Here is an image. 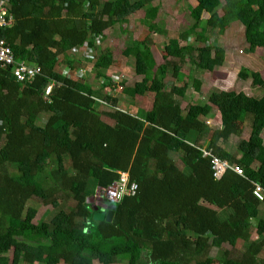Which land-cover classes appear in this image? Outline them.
Segmentation results:
<instances>
[{
	"label": "trees",
	"instance_id": "16d2710c",
	"mask_svg": "<svg viewBox=\"0 0 264 264\" xmlns=\"http://www.w3.org/2000/svg\"><path fill=\"white\" fill-rule=\"evenodd\" d=\"M50 1L52 6L9 0L14 24L0 30L16 61L40 67L30 82L17 81L12 67H0V238L12 249L10 258L7 248L0 249V264H94L104 258L125 264H264V195L259 200L252 193L258 184L264 194L262 72L238 71L262 92L259 97L214 90L206 101L182 107L186 61L211 72L225 62L226 48L209 42L177 47L178 40L166 36L164 50L178 57L166 60L152 40H134L130 57L142 78L123 93L127 100L146 92L154 98L148 111L120 112L104 92L114 85L106 74L108 50L92 66L95 79L104 80L96 90L102 102L92 86L72 78L79 60L68 74L57 67L73 47L93 48L95 37L103 39L106 29L124 25L155 0ZM196 1L195 39L222 35L239 22L244 50H264V0ZM223 7L228 17L218 14ZM214 108L218 128L208 123ZM102 115L112 124L102 122ZM238 121L247 124L249 136L231 151ZM202 147L231 166L220 179L213 178L211 156H203ZM119 173L137 184L135 194L109 206L111 223L92 222L87 201ZM36 202L55 212L33 222Z\"/></svg>",
	"mask_w": 264,
	"mask_h": 264
},
{
	"label": "rangeland",
	"instance_id": "374dc122",
	"mask_svg": "<svg viewBox=\"0 0 264 264\" xmlns=\"http://www.w3.org/2000/svg\"><path fill=\"white\" fill-rule=\"evenodd\" d=\"M44 1L47 2L48 6L53 5V2L50 0ZM197 6L198 2L196 0H190L188 2L182 0H155L148 7L140 9L139 11L128 16L127 23L124 25H115L106 29L103 32V39H101L99 42L94 41L93 48L90 49L87 47V45H83L89 50V53L87 54L91 57L89 62L81 60V57H79L78 54H72V52L69 51L68 55L70 58L68 61L61 59L60 62L62 64L58 66L57 69L62 71V73H67V70L69 67H71V64L75 65V61L79 60V65L77 66L76 71L81 69L84 76L82 78H76L74 74L72 78L92 86L94 89L95 100L102 102L103 98L96 92V90L101 85H103L104 80L95 79L94 74L92 73V66L94 61H96L100 54L104 53L105 50H108L112 55L111 65L106 71L107 76H113L114 82L116 84L123 83L126 87H128L133 85L134 82L140 81L142 78L135 75L133 61L130 57L131 43L134 40L144 41L145 39H150L152 40L154 47L157 48L164 59L176 60L178 58L177 55H168L167 50H164L163 43L165 38L166 36H168V38H176L178 40L177 47H181L185 44L182 42L184 40L182 35H187L190 37L187 39L188 43L190 44H193L194 42H197V45H203L207 42L211 44L217 43L224 46L227 52L223 65L216 67L211 72L196 69L193 65L186 61L184 67L182 68L183 72L188 78L185 95L183 98H181V103L183 106L191 102L198 103L206 101L208 95L214 90H227L232 88L235 91H242L248 96L259 97V95H262V92L251 86L250 78L247 80L240 79L238 77V71L241 67H245L250 71L260 70L264 76V50L256 48L252 53H247L244 50L246 49L247 45L244 43L243 37L241 35L243 29L239 22L232 23L228 30L222 35H219L218 32H211L208 34V37H197L195 39L193 37V33L197 30L198 21L193 18L191 11ZM41 9V7L34 8V10L37 12H40ZM218 14H220L222 17H228L230 15L225 7L218 9ZM55 16L59 17L61 15L55 13ZM201 16L203 19H208L210 15L206 12H202ZM158 30H163L166 33H159ZM85 54L86 52L83 53L82 56L85 57ZM110 81L112 84H114L112 80ZM175 83L180 85L177 82ZM170 86L171 83H167V88ZM124 87H122V89ZM115 96L118 97L119 94H115ZM152 96L153 94H149L141 101L143 104H150V101L153 99ZM134 99L138 98L133 97L132 100H126V98H122L120 101H122L124 104L120 102L118 106L127 113H134L140 109V104ZM175 99L180 100V98L177 96H175ZM98 109L102 112L108 111V109L104 106L98 105ZM213 113L214 116L210 118L208 123L218 128L220 124L218 119L219 113L215 110V108ZM101 118L105 122L108 120L104 116H101ZM236 125L240 131L238 134L231 136L229 139L228 148L231 151L235 150L239 140L249 136V127L247 124L238 121L236 122ZM260 136L264 141V129L261 131ZM97 190L99 189H96L95 192ZM95 192L92 195L91 201L98 203L100 198ZM27 204L31 205L32 202L28 201ZM34 206H36V213L32 220L33 222L39 219H46L48 215L55 212V209H52L48 205L45 206L41 203H37L36 205L34 204ZM87 208L91 213V208L89 206ZM252 223L256 224L255 220H253ZM255 237L257 236L253 235V239H257ZM1 248L8 249L7 255L8 258H10L12 249L10 245H8L7 239L0 238V249ZM214 253L215 252L213 251L211 255ZM58 264L63 263L60 262ZM94 264L125 263H112L109 259L104 258L94 261Z\"/></svg>",
	"mask_w": 264,
	"mask_h": 264
},
{
	"label": "built area",
	"instance_id": "2783aa9c",
	"mask_svg": "<svg viewBox=\"0 0 264 264\" xmlns=\"http://www.w3.org/2000/svg\"><path fill=\"white\" fill-rule=\"evenodd\" d=\"M8 3L9 0H0V30L9 28L14 24V18L8 11ZM101 39L102 38L100 36H97L95 37L94 41L99 42ZM85 52V57L91 59V57L87 55L89 50L85 46H78L72 49L73 54H78V56L81 57V60L89 62L88 59H85V57L82 56V54ZM0 67L1 69L12 67L13 75L19 82H30V80H32L36 75L40 74V67L36 65H28L24 61H16L11 48L6 44L4 39H0ZM63 74H68V72ZM75 76L76 78H82L84 76L83 71L81 69L76 71ZM111 80L113 81L114 86L104 89L105 94L109 96L113 94L114 90L115 93H120L122 89L120 84H116L114 82L113 76H111ZM201 151L203 156H211L212 176L216 180L222 177L228 167H231L226 161L220 160L218 157L213 156L211 151L205 147H202ZM233 170L236 171L238 175L240 174V176L243 173L239 166L233 167ZM136 190L137 184L130 182L128 174L119 173L117 181H114L104 189L97 190L95 193H97L100 198L98 203L104 204L106 209H109V206L120 202L125 196H133ZM252 193L257 199L263 200L264 194L262 188L258 184L255 186Z\"/></svg>",
	"mask_w": 264,
	"mask_h": 264
},
{
	"label": "crops",
	"instance_id": "0c3cea01",
	"mask_svg": "<svg viewBox=\"0 0 264 264\" xmlns=\"http://www.w3.org/2000/svg\"><path fill=\"white\" fill-rule=\"evenodd\" d=\"M185 34V33H184ZM190 38V37H189ZM180 41V40H179ZM187 40H183L182 42H184L185 44H187L188 43V41L186 42ZM184 44V45H185ZM78 47V46H77ZM73 48H75V47H73ZM72 48V49H73ZM72 49L70 50L71 52H72ZM73 54V53H72ZM121 86L122 87H124L125 85L122 83L121 84ZM126 87V86H125ZM113 90V89H112ZM123 91H124V88L123 89H121V92L120 93H115V90H114V92H113V94L112 95H110L109 97H112V98H114V99H116V109H118L120 112L122 111V112H126V111H124L122 108H120L118 105H119V103L121 102V103H123L122 101H120V100H122V98L123 99H125L126 98V100H127V96L123 93ZM115 94H119V96L118 97H116L115 96ZM152 95L153 93H149V92H146V93H144L143 95H135L134 96V98H138V99H134V100H137V103H139L140 104V106H139V110H137V111H135L134 113H140V112H143V111H148V110H150L151 109V107H152V102H153V99H152V101H150V104H143V102L141 101L144 97H147L148 95ZM121 95V96H120ZM152 98H154V96H152ZM134 102V101H133ZM142 103V104H141ZM124 104V103H123ZM182 107H184L183 105H182ZM134 110H136L135 108H133ZM103 116V115H102ZM104 117H106V116H104ZM107 118V117H106ZM101 119V121L102 122H104V123H107V124H112V122L109 120V122H108V120L105 122V121H103L102 120V118H100ZM189 136V135H188ZM189 140H191V141H193V139H194V136H193V134H191L190 136H189V138H188ZM253 235H256V233L254 232V233H252V239H253ZM257 236V235H256ZM255 238H257V237H255ZM254 240H256V239H254Z\"/></svg>",
	"mask_w": 264,
	"mask_h": 264
},
{
	"label": "water",
	"instance_id": "95a60500",
	"mask_svg": "<svg viewBox=\"0 0 264 264\" xmlns=\"http://www.w3.org/2000/svg\"><path fill=\"white\" fill-rule=\"evenodd\" d=\"M90 204V208L92 210L90 220L92 222H101L105 221L106 223H111L113 219V211L110 209H106V206L104 204H100L97 202H92L91 197L89 198V201H87Z\"/></svg>",
	"mask_w": 264,
	"mask_h": 264
},
{
	"label": "clouds",
	"instance_id": "9594fccd",
	"mask_svg": "<svg viewBox=\"0 0 264 264\" xmlns=\"http://www.w3.org/2000/svg\"><path fill=\"white\" fill-rule=\"evenodd\" d=\"M110 77H111V76H110ZM120 85H121V84H120ZM113 86H114V85H113ZM113 86H112V87H113ZM126 113H127V112H126Z\"/></svg>",
	"mask_w": 264,
	"mask_h": 264
}]
</instances>
